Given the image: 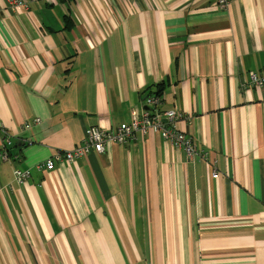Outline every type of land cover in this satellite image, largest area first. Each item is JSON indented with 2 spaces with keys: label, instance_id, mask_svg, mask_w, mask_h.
<instances>
[{
  "label": "crops",
  "instance_id": "1",
  "mask_svg": "<svg viewBox=\"0 0 264 264\" xmlns=\"http://www.w3.org/2000/svg\"><path fill=\"white\" fill-rule=\"evenodd\" d=\"M9 3L0 264H264V87L242 88L264 67V0ZM157 92L191 117L175 128L192 158L153 132L63 158L88 127L128 124ZM15 170L30 178L16 183Z\"/></svg>",
  "mask_w": 264,
  "mask_h": 264
},
{
  "label": "built area",
  "instance_id": "2",
  "mask_svg": "<svg viewBox=\"0 0 264 264\" xmlns=\"http://www.w3.org/2000/svg\"><path fill=\"white\" fill-rule=\"evenodd\" d=\"M39 0H10L9 6L12 8H28L33 2ZM216 5L220 9H225L231 0H215ZM26 10V9H25ZM255 87H264V67L259 72H250L247 75V82L242 85L243 89H253ZM143 106L146 110L142 116L133 115L130 123L117 127L114 130H102L97 127H88L85 131L82 144L76 149L63 153V158L72 162L77 159H82L89 153L101 154L105 150L107 144L118 146L128 145L135 141L138 135L145 136L149 131L158 133L172 149L182 150L188 158H192L196 154V149L192 139L185 134L179 132L175 128V122L183 119L190 123L191 117L185 116L175 109L161 108V98L150 96L143 101ZM40 123L39 119H34L29 123H24L22 129H29L32 125ZM137 140V139H136ZM11 145L9 138L1 143L0 146V164L7 162L10 159V154L7 147ZM54 167L52 161H47L37 166L38 170L51 171ZM14 181L23 183L30 178L29 171L15 170L13 172ZM218 177L217 172H213L212 178Z\"/></svg>",
  "mask_w": 264,
  "mask_h": 264
},
{
  "label": "flooded vegetation",
  "instance_id": "3",
  "mask_svg": "<svg viewBox=\"0 0 264 264\" xmlns=\"http://www.w3.org/2000/svg\"><path fill=\"white\" fill-rule=\"evenodd\" d=\"M148 97H150V96H148ZM146 98H147V97H145L144 100H145ZM146 109H147V108H146V106H145V110H146ZM145 110H144V111H145ZM175 110H176V109H175ZM176 111H177V110H176ZM178 112H179V111H178ZM142 114H143V113H142ZM141 116H142V115H141ZM189 117H190V116H189ZM179 120H180V119H179ZM182 120H183V119H182ZM191 120H192V119H191ZM129 123H130V122H129ZM175 123H176V122H175ZM149 132H153V131H149ZM149 132H148V133H149ZM179 132H180V131H179ZM148 133H147V134H148ZM153 133H154V132H153ZM147 134H146V135H147ZM157 134H158V133H157ZM146 135H145V136H146ZM158 135H159V134H158ZM160 138H161V137H160ZM162 140H163V139H162ZM192 141H193V140H192Z\"/></svg>",
  "mask_w": 264,
  "mask_h": 264
},
{
  "label": "trees",
  "instance_id": "4",
  "mask_svg": "<svg viewBox=\"0 0 264 264\" xmlns=\"http://www.w3.org/2000/svg\"><path fill=\"white\" fill-rule=\"evenodd\" d=\"M161 93L160 92H157V93H154V95L153 96H155V97H161ZM148 97V96H147ZM144 101V100H143Z\"/></svg>",
  "mask_w": 264,
  "mask_h": 264
}]
</instances>
